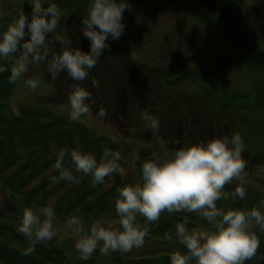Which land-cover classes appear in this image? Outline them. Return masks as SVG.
Listing matches in <instances>:
<instances>
[{
    "label": "clouds",
    "instance_id": "clouds-1",
    "mask_svg": "<svg viewBox=\"0 0 264 264\" xmlns=\"http://www.w3.org/2000/svg\"><path fill=\"white\" fill-rule=\"evenodd\" d=\"M31 13L21 11L17 18L0 31V60L12 57L8 82H22L35 90L40 76L29 77L30 69L41 64L55 80L66 72L76 82L83 81L96 66L110 41H119L126 30L125 11H132L129 0H89L87 13L82 17L80 32L90 44V51L73 46V41L57 32L61 12L51 0H31ZM47 5V6H45ZM52 36V39L49 37ZM53 43L61 45L59 52ZM6 68L0 65V72ZM95 85V81L93 82ZM91 92L74 84L68 94L69 116L79 121L90 115ZM141 119L153 133L159 120L147 109ZM107 116L101 107L96 118ZM244 141L239 133L231 138L218 137L206 142L183 146L170 155L147 160L141 165V181L118 189L115 212L119 227L105 226L100 220L86 223L80 216L66 218V224L75 236L74 248L79 259L87 261L99 249L102 255L119 252L126 254L144 246L147 232L138 223L143 217L146 224L159 221L161 213H195L207 227L189 228L188 218L176 224L175 236L183 249L169 253L170 264H246L257 252L259 241L254 228L264 233V201L250 210L224 209L217 206L221 199L245 197L247 183L246 161L243 157ZM66 157L74 170L65 168ZM119 151L105 150L98 162L94 155L78 150L62 149L54 168L58 176L53 182L75 183L82 173L92 177L93 184H103L106 177L115 173L124 175ZM233 180L240 184L232 193L223 189ZM35 205L22 211L16 231L22 234L31 252L39 243L52 241L57 232L53 223L55 211Z\"/></svg>",
    "mask_w": 264,
    "mask_h": 264
},
{
    "label": "trees",
    "instance_id": "trees-1",
    "mask_svg": "<svg viewBox=\"0 0 264 264\" xmlns=\"http://www.w3.org/2000/svg\"><path fill=\"white\" fill-rule=\"evenodd\" d=\"M147 1L149 0H129V4L136 6ZM196 1L201 6L220 11L222 28L231 44L242 53L247 64L246 75L252 81L248 91L232 90L221 97L224 100L223 108L228 101L229 108H234L236 114L229 119L226 115L225 118L219 115L221 125L218 130L207 123L200 122L203 117L194 111V107L187 101H182L177 93L172 94V88L180 84L183 79L189 80V77L194 76L193 72L185 70L177 78L166 75L168 70L165 68L157 69L154 65L144 67L141 62L132 58L124 47L113 41H110V47L105 50L96 66L83 81H73L66 72L53 80L45 64H41L44 70L42 76L43 78L48 76L50 83L61 93L64 90L69 93L72 86L79 83L81 87L91 92V100L88 103L91 108H95V112L103 107L112 120H117L123 113L127 116V122L139 129L145 127L142 125L140 114L147 109L159 120L158 131L165 136L164 142L167 141L170 145L179 143V146L183 147L218 137L231 138L233 133H239L244 141L245 158H264V42L254 36L250 30L240 27L239 12L242 0ZM52 2L58 5L61 12L60 24L57 32L52 36L61 35L73 41V46L80 47L85 52L90 51L89 41L83 38L80 32L81 19L87 13L89 0H52ZM256 20L264 23V1L259 2ZM52 36L49 39H52ZM53 48L59 52L61 45L53 43ZM12 63L13 61L8 59L0 60V65L6 68V71L0 72V188L5 192L6 199L17 204L27 202L32 207L39 203V196L44 195L47 188L56 183L51 177L59 175L58 171L50 176L45 175L57 158V155H51L49 150L51 144L58 150L57 153L61 148L70 152L71 147L80 141L79 150L94 155L97 161H100L99 149L103 142H107V139L84 124L72 120L71 122L67 117L57 116L47 108L24 106L19 114L15 113L11 98L19 81L15 84L8 82ZM198 123L200 127L197 126ZM224 127L225 130H223ZM36 146L40 149L36 150ZM111 150L114 151L113 144ZM150 152L143 150L141 156L143 161L137 165L140 173L141 165L145 161L156 159L150 157ZM20 163L22 164L17 167ZM64 167L74 170L70 157H66ZM42 175L41 184L27 190L31 181ZM106 182L107 177L103 184H93L92 177L84 175L83 185L78 191L66 202L53 208L55 215L64 221L75 215L82 217L86 223L100 220L105 226L118 227L105 222L103 215L113 212L114 205L108 203V196L111 193L116 194V190L123 187V184L118 180L111 191H104L98 198H93L95 191L100 190ZM235 188L236 186L227 184L223 191L229 194ZM245 193L243 199L233 200L231 197L221 199L217 201V206L225 205L224 209H230L236 203V208L240 209L244 204L247 210L257 206L260 198L252 197L248 189H245ZM78 207L81 209L79 213H77ZM185 216L188 218L187 226L191 228L194 225L191 220L196 221L197 216L191 217L185 213L169 214L166 211L161 213L159 221L155 223L146 224L143 217L138 218V223L148 229H145L147 232L145 241L159 240L162 243L173 244L174 242L170 240L165 241V238L176 230V224L182 222ZM110 219L109 216L106 220ZM4 229L5 225L0 220L2 236L5 234ZM254 231L258 237L259 247L246 264H264V233H261L258 228H254ZM36 249H38L37 254H30L19 248H13L7 241L0 238V264H69L61 250L53 251L46 248L44 244L37 246ZM180 249L186 251L181 245ZM158 252L157 249L151 253L147 251L138 258L127 253L113 254L115 260H121L123 264H170L169 254H158Z\"/></svg>",
    "mask_w": 264,
    "mask_h": 264
},
{
    "label": "rangeland",
    "instance_id": "rangeland-1",
    "mask_svg": "<svg viewBox=\"0 0 264 264\" xmlns=\"http://www.w3.org/2000/svg\"><path fill=\"white\" fill-rule=\"evenodd\" d=\"M260 1L264 0L241 1L239 25L242 29L250 30L254 36L264 42V23L256 20V11ZM30 3L31 0H0V31L6 29L7 25L17 18L21 11L29 14L30 18L32 10ZM131 8V12L126 10L124 13L123 22L126 24L124 34L118 42H113L126 48L130 56L141 62L144 67L154 65L157 69L165 68L168 70L166 75L177 78L185 70L193 72L194 76L189 77V80L183 79L180 84L172 88V94L177 93L181 96L182 101H187L190 106L194 107V111L203 117L200 122L207 123L218 130L221 125L219 115L221 118H225L226 115L228 119L235 117L234 108H229L228 101L225 102L223 108L224 100L221 97L232 90L248 91L252 86V81L246 75L247 64L242 53L231 44L222 28L220 11L210 7L205 8L199 5L196 0H149L131 6ZM6 59L14 62L12 57ZM43 71L40 65L35 70L30 69L27 74L29 77L40 76V83L35 90L28 89L22 82H19L11 98L13 110L19 114L24 106L43 107L52 110L57 116L70 119L67 97L69 93L65 90L63 93L58 91L50 83L51 80L48 76L43 78ZM94 109L90 106V115L82 117L76 122L84 124L107 139V142H103L100 146L98 159H101L105 150H111L113 144L114 151H119L121 154L120 164L124 169L123 176L115 173L107 177V182L100 190L95 191L94 199L102 195L104 191H111L118 180L123 186H126V183L128 185L139 183L141 173L137 165L143 161L141 159L143 150L151 151L150 157L158 158L170 155L180 148L179 143L170 145L169 142H164L166 138L158 130L153 133L146 127L142 129L134 127L133 124L127 122V116L121 112L117 120H112L109 116L99 119L96 118L97 112ZM197 126L200 127V124L198 123ZM225 129L224 127L223 130ZM80 146L81 143L78 141L70 151H80ZM35 149L39 150L40 148L36 146ZM49 150L51 155H58V150L53 144L50 145ZM243 157L246 161L245 172L247 173V183L243 186L249 190L252 197L260 198L257 204L259 205L261 201H264V158H245L244 155ZM56 171L53 165L45 175H53ZM75 175L77 176L75 183L58 181L49 186L45 194L39 196V203L35 204L33 210L38 212L42 207L56 208L60 203L66 202L83 185L84 174ZM42 178L43 175L31 181L27 190L40 185ZM230 184L237 187L240 182L233 180ZM117 196L118 190H116V194L111 193L108 196V203L115 205ZM25 207H30V205L27 202L13 203L5 198V192L0 188V220L5 225V234L0 235V238L7 241L13 248L29 252V244L25 237L16 231ZM221 208H225V205ZM232 208H236V203ZM240 209L247 210L244 204ZM80 210L78 207L77 213ZM185 214L191 217L197 216L195 213ZM103 216L105 222L119 227L115 206L113 212L105 213ZM109 216L111 219L107 221ZM197 218L196 221L191 220L194 223L192 227H207L206 221L198 216ZM53 223L57 236L50 242L37 244L35 249L29 252L30 254H37V246L44 244L46 248L53 251L61 250L69 264H123L121 260H115L113 253L105 256L100 253L99 249L87 261L80 260L79 254L74 248L75 236L68 228L66 221L55 215ZM175 231L165 238V241L170 240L174 242L173 244L162 243L159 240L145 241L142 248L133 249L127 254L138 258L145 252L151 253L155 249L159 250L158 254L178 251L180 244L175 236Z\"/></svg>",
    "mask_w": 264,
    "mask_h": 264
}]
</instances>
